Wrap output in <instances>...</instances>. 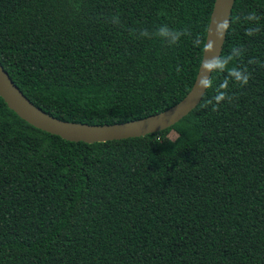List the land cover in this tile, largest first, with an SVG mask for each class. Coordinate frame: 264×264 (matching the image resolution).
<instances>
[{
	"label": "trees",
	"instance_id": "obj_1",
	"mask_svg": "<svg viewBox=\"0 0 264 264\" xmlns=\"http://www.w3.org/2000/svg\"><path fill=\"white\" fill-rule=\"evenodd\" d=\"M212 4L0 0V65L58 119L142 118L189 90ZM228 19L219 55L242 48L228 67L250 79L230 83L218 111L205 104L226 73L171 126L87 143L31 126L0 97V264H264V0H233ZM160 25L189 35L172 47L135 35Z\"/></svg>",
	"mask_w": 264,
	"mask_h": 264
},
{
	"label": "water",
	"instance_id": "obj_2",
	"mask_svg": "<svg viewBox=\"0 0 264 264\" xmlns=\"http://www.w3.org/2000/svg\"><path fill=\"white\" fill-rule=\"evenodd\" d=\"M232 3L233 0H213L203 48L207 42L215 40L214 30L216 22L229 18ZM222 42H215V50L212 53H204L202 48L193 83L182 98L160 112L138 119L111 124H85L58 119L33 105L13 84L1 65L0 97L16 115L31 126L68 141L91 143L142 136L171 126L195 107L203 92L202 89L196 86L201 74V62L210 56L219 55Z\"/></svg>",
	"mask_w": 264,
	"mask_h": 264
},
{
	"label": "clouds",
	"instance_id": "obj_3",
	"mask_svg": "<svg viewBox=\"0 0 264 264\" xmlns=\"http://www.w3.org/2000/svg\"><path fill=\"white\" fill-rule=\"evenodd\" d=\"M258 18L255 14H250L244 17L245 21H256ZM112 24L119 25L120 20L118 16L111 17ZM230 27L229 19L216 22L214 35L215 40L209 41L204 45V53H212L215 50V42L223 41V38ZM259 31V28L251 27L246 29V34L252 36ZM136 37L139 38H149L157 39L162 42L164 46L172 47L179 43L182 37L189 35L186 29L176 30L170 28L167 25H160L154 32H149L147 29H142L138 33H135ZM195 43L199 45L201 41L199 39L195 40ZM243 49L239 47H233L231 52L226 56H210L207 59H203L200 65V76L197 80L196 86L203 90L201 95H203L208 89L213 88L212 74L226 73L224 79L216 85L214 89V95L207 99L205 106L211 105L212 111H218L219 105L223 101H231L232 97L228 93L229 84L235 83L240 86L247 85L250 79V73L246 68L232 67L228 66L233 63V61L238 60L243 55ZM252 60L249 63H255ZM180 69L178 68L177 71Z\"/></svg>",
	"mask_w": 264,
	"mask_h": 264
},
{
	"label": "rangeland",
	"instance_id": "obj_4",
	"mask_svg": "<svg viewBox=\"0 0 264 264\" xmlns=\"http://www.w3.org/2000/svg\"><path fill=\"white\" fill-rule=\"evenodd\" d=\"M170 138H172L173 136H174V134L171 132V133H169V135H168Z\"/></svg>",
	"mask_w": 264,
	"mask_h": 264
}]
</instances>
